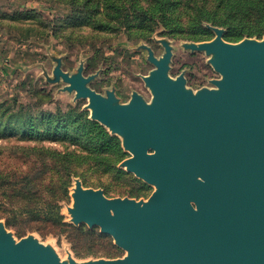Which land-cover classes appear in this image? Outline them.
<instances>
[{"label":"water","instance_id":"obj_1","mask_svg":"<svg viewBox=\"0 0 264 264\" xmlns=\"http://www.w3.org/2000/svg\"><path fill=\"white\" fill-rule=\"evenodd\" d=\"M189 47L213 53L221 74L196 92L167 75L170 48L144 77L152 98L115 103L87 85L81 69L57 71L88 98L91 119L122 135V164L153 184L145 201L107 197L78 183L74 223L98 225L123 257L60 260L32 235L18 240L0 219V264H264V39L225 41L220 31Z\"/></svg>","mask_w":264,"mask_h":264},{"label":"rangeland","instance_id":"obj_2","mask_svg":"<svg viewBox=\"0 0 264 264\" xmlns=\"http://www.w3.org/2000/svg\"><path fill=\"white\" fill-rule=\"evenodd\" d=\"M69 3L81 12L76 14L75 21L63 20L61 26H56L58 37L41 35L47 28L44 20L13 14L20 9H35L46 19L64 18L70 14ZM131 4L134 6L128 7ZM137 5L145 10L142 22H121L122 15L131 19L136 14ZM160 7L171 21L179 24H171L173 30L159 22ZM198 7L204 12L196 13ZM99 20L106 21V25L101 27ZM217 30L230 43L246 38L264 39V0H0V112L22 106L32 112L42 109L55 113L68 111L72 106L91 119L88 98L77 97L75 90L67 89L69 83L57 69L68 75L81 69L82 75L89 78L87 85L106 97L112 95L115 103H127L135 92L150 102L152 92L144 77L155 65L149 52L160 58L167 46L171 53L167 69L170 78L182 75L185 87L192 92L214 88L215 81L221 78L212 65L214 54L189 44L209 41ZM104 127L114 135L119 148L108 146L96 156L101 161L99 167H83L80 174L71 176L69 200L61 208L67 223L103 237L78 238L71 229L46 235L28 230L18 235L5 224L14 239L32 235L66 261L84 262L126 254L98 225L74 223L68 211L73 205L71 191L77 183L101 189L107 197L139 201L147 200L155 189L122 164L131 152L123 146L122 135ZM45 144L60 149L78 145L71 138L60 136L45 139Z\"/></svg>","mask_w":264,"mask_h":264},{"label":"trees","instance_id":"obj_3","mask_svg":"<svg viewBox=\"0 0 264 264\" xmlns=\"http://www.w3.org/2000/svg\"><path fill=\"white\" fill-rule=\"evenodd\" d=\"M69 4L70 14L64 18L46 19L35 9H20L13 14L24 17L33 15L37 20H44L47 28L41 35L58 37L56 26H61L64 21H75L78 18L76 14L81 12L72 3ZM133 6L131 4L128 7ZM197 9L196 13L205 10L200 7ZM162 10L160 7L159 11ZM135 11L131 19L127 14L122 15L121 22H142L145 10L137 5ZM84 12L88 14V11ZM158 17L162 18L159 22L167 30H173L171 24L179 25L177 21H171L163 11ZM99 22L101 27L106 25V21ZM57 136L71 138L78 145L60 149L45 144V139ZM8 138L10 140L5 143L0 142V219H4L6 226L18 235L28 230L46 235L71 229L76 231L74 235L78 238L90 235L103 237L92 230L67 223L61 208L63 202L69 200L71 176L80 174L83 167H99L101 161L96 160V156L108 146L119 148L114 135L72 106L68 111L58 110L55 113L42 109L32 112L19 106L0 112V139Z\"/></svg>","mask_w":264,"mask_h":264}]
</instances>
